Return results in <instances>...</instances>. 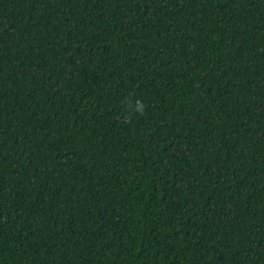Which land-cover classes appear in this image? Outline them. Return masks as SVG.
<instances>
[{"label": "trees", "instance_id": "16d2710c", "mask_svg": "<svg viewBox=\"0 0 264 264\" xmlns=\"http://www.w3.org/2000/svg\"><path fill=\"white\" fill-rule=\"evenodd\" d=\"M0 264H264V0H0Z\"/></svg>", "mask_w": 264, "mask_h": 264}, {"label": "clouds", "instance_id": "9594fccd", "mask_svg": "<svg viewBox=\"0 0 264 264\" xmlns=\"http://www.w3.org/2000/svg\"><path fill=\"white\" fill-rule=\"evenodd\" d=\"M125 103H126V105H127V107H128L129 109L132 108V99H131V97L126 98ZM144 110H145V108H144V104H143L141 101L136 100V101H135L134 112L142 115V114L144 113ZM130 120H131V116H128V117H125V118H124V122H125V123L130 122Z\"/></svg>", "mask_w": 264, "mask_h": 264}]
</instances>
